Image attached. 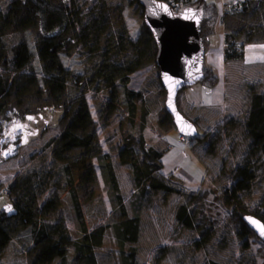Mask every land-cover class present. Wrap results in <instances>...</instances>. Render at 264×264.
<instances>
[{
    "label": "rangeland",
    "instance_id": "374dc122",
    "mask_svg": "<svg viewBox=\"0 0 264 264\" xmlns=\"http://www.w3.org/2000/svg\"><path fill=\"white\" fill-rule=\"evenodd\" d=\"M49 1L74 5L82 23L93 17H106L108 26L95 50L91 49L90 40L86 45L76 44L54 56L41 58L42 39L37 26L24 30L8 26L4 18L11 0H0V76L12 85L9 94L2 98L4 110L21 121L29 119L31 126L38 129L18 148L16 155L0 158V213L5 203L34 202L35 220L38 221L42 203L56 196L58 206L43 219L52 223L62 220L70 236L76 238L79 232L70 196L71 182L87 228L106 226L102 243L94 248L97 264H121L120 248L111 225L134 213L139 215L138 239L125 243L123 250L128 253L130 248L135 249V264H264V242L256 235H238L240 227L233 220L232 205L225 201L234 182V169L244 162L249 146L244 116L231 118L232 121L227 119L223 125L212 128H198L197 135L200 136L201 131L204 134L202 139L186 136L194 142L193 151L207 169L201 187L191 191L178 178L162 176L182 193L147 190L138 196L130 167L119 162L118 150L128 139L137 149L138 138L140 134L144 137L146 128L150 140L149 144L144 137L147 145L158 150L164 148V144L156 143L154 128L159 127L158 121L164 115L166 96L155 63L156 43L141 8L135 0ZM215 1L219 8L223 6L219 9V21L226 12H242L252 0H244L242 10H230L238 3L233 2L236 0ZM210 26V22L205 23L202 32L209 31ZM77 28L75 26L73 32ZM213 40L215 42V38ZM24 47L28 60L15 71L14 51ZM58 74L64 81L62 88L54 93L49 79ZM124 84L140 93V98L134 100L137 110L132 121L122 93ZM112 90L116 93L114 98H111ZM83 101L89 109L91 122L76 134L94 131L96 138L89 147L64 150L61 133ZM142 108L148 112L146 128L140 127ZM4 117L5 111L0 119ZM211 140L213 147L208 151L206 147ZM3 148L0 145V157ZM104 153L113 166L126 215L113 212L111 207L108 186L99 168L104 162L100 155ZM138 153L141 157L140 150ZM88 165L93 167V177L84 180ZM253 165L255 177L251 188L240 191L239 198L246 210L264 217V153L256 157ZM4 188L8 193L2 192ZM180 204L195 210L199 229L185 228L176 222L174 213ZM208 228L212 229L208 241L197 245L201 231ZM9 232L11 239L0 250V264H31L27 251L32 240V225ZM66 260L67 264H83L72 246L67 249ZM58 263L59 258H55L50 264Z\"/></svg>",
    "mask_w": 264,
    "mask_h": 264
},
{
    "label": "trees",
    "instance_id": "16d2710c",
    "mask_svg": "<svg viewBox=\"0 0 264 264\" xmlns=\"http://www.w3.org/2000/svg\"><path fill=\"white\" fill-rule=\"evenodd\" d=\"M137 1V0H135ZM169 3V0H163ZM138 2V1H137ZM141 13L143 9L138 2ZM184 6H197L201 16L200 36L204 44V50L208 43L209 36L213 33L212 25L217 21L219 7L217 1L207 0H186ZM177 10V9H176ZM4 22L16 30H24L37 26L42 39L39 48L41 58L54 56L59 51L70 48L73 45H86L92 40L91 49H96L99 37L108 26L107 18L93 17L86 23L81 22L79 11L74 5H60L49 0H11L7 16ZM211 23V29L202 32L205 23ZM75 26L77 31L73 32ZM150 31V30H149ZM151 32V31H150ZM71 33V34H70ZM237 33L224 34V58L241 59L243 58V48L241 44L235 41ZM28 60V51L24 48H17L13 55V70L18 71ZM64 79L58 74L49 79L51 90L55 93L62 88ZM218 82V75L215 69L202 62V77L198 84L207 90L212 89ZM12 88L11 82L8 83L5 78L0 76V114L5 111V117L0 119V145L4 147L1 152L14 156L18 148L23 145L25 133L31 126L29 119L21 121L19 118L10 117V112L5 109V102L2 98L7 96ZM22 88H20L21 90ZM249 102L246 115L243 119L245 136L250 139L246 152V158L241 165L236 166L232 174L234 179L231 188L228 190L226 203L232 205L233 220L239 225V236H253L255 233L243 221L244 214L250 213L264 222V217L256 212L246 210L240 198V191H247L251 188V183L255 177L254 161L256 157L264 153V91H256L253 86L248 87ZM20 90H17L18 92ZM163 90V89H162ZM164 91V90H163ZM124 102L128 115L133 120L137 105L135 99L140 98V93L131 90L125 84L122 88ZM116 95L115 90L111 91V98ZM147 109L142 108L140 114V127L144 128ZM232 121V119H228ZM91 122V115L86 103L83 101L78 107L77 113L69 121L67 129L61 133L62 147L68 150L74 147H89L95 140L94 131L76 134V131L86 127ZM159 126L167 127L173 125L171 115L165 110L163 117L158 121ZM35 128V127H34ZM198 134V130H197ZM193 136L196 139H202L204 134ZM190 137V136H189ZM186 137V138H189ZM213 147L212 140L207 144L206 149L211 151ZM141 151V157L138 153ZM163 151L147 145L142 134L137 142V149L131 139L118 150V159L121 164H128L132 174V183L138 196L145 194V191L152 192L163 191L165 194L182 193V190L176 188L164 180L160 173L162 167L161 157ZM104 162L100 163L99 168L102 174L103 182L108 186V196L113 212L126 215V208L123 203L122 195L119 192V186L112 164L107 160L106 153L100 155ZM93 167L86 166L85 174L82 179L89 180L93 177ZM163 176V177H162ZM70 196L72 208L75 216V224L78 229V236L72 238L68 228L62 220L48 222L43 217L54 211L58 206L56 196L45 200L39 213V219L35 220L34 202L5 203L0 213V250L3 249L11 239L10 230L31 224L33 227L32 240L28 248V254L31 255V264H50L55 258H59L58 264H67L66 254L69 246L83 259V264H97L94 248L102 243L103 234L106 226L99 225L91 230L86 226L81 205L73 184L70 182ZM9 208L11 209L9 211ZM137 212V211H136ZM174 217L176 222L185 228L199 229L200 224L196 221L195 210L186 204L177 206ZM11 223H14L13 226ZM12 226V227H11ZM115 241L120 248L121 264H135V249L132 247L128 253H125L123 247L127 242H135L139 233V215L133 216L115 222L111 225ZM208 228L201 231V238L197 245L208 241L210 231Z\"/></svg>",
    "mask_w": 264,
    "mask_h": 264
},
{
    "label": "crops",
    "instance_id": "0c3cea01",
    "mask_svg": "<svg viewBox=\"0 0 264 264\" xmlns=\"http://www.w3.org/2000/svg\"><path fill=\"white\" fill-rule=\"evenodd\" d=\"M212 30L204 62L215 69L218 82L210 90L198 83L186 86L179 90L176 98L178 110L193 121L197 129L223 125L225 120L240 115L245 117L249 102L248 87L254 85L260 92L264 91V0H252L240 13L226 12L212 25ZM231 32L237 33L235 41L242 45L241 59L224 58L223 37ZM154 129L156 143L165 145L160 159V173L171 179L178 178L191 191L201 187L207 169L193 151L194 142L189 138L185 141L179 139L174 125ZM147 130L144 137L150 144Z\"/></svg>",
    "mask_w": 264,
    "mask_h": 264
},
{
    "label": "water",
    "instance_id": "95a60500",
    "mask_svg": "<svg viewBox=\"0 0 264 264\" xmlns=\"http://www.w3.org/2000/svg\"><path fill=\"white\" fill-rule=\"evenodd\" d=\"M143 9V18L155 43V63L164 89L165 110L171 115L173 125L184 136H195L197 127L177 108L176 98L180 89L195 84L202 77L204 44L200 36L201 16L197 6H184L178 10L163 0H137ZM37 128L29 127L24 142L35 135ZM10 157L1 152V159ZM247 226L264 242L260 225L264 222L253 214L242 217ZM253 221L257 223H253Z\"/></svg>",
    "mask_w": 264,
    "mask_h": 264
},
{
    "label": "built area",
    "instance_id": "2783aa9c",
    "mask_svg": "<svg viewBox=\"0 0 264 264\" xmlns=\"http://www.w3.org/2000/svg\"><path fill=\"white\" fill-rule=\"evenodd\" d=\"M185 2H186V0H169V4L173 7L174 10H176V9L178 10V9L184 7ZM220 2H221V0H220ZM233 2L234 3L238 2V3L235 4L232 8H230V10L231 9L234 10V8L235 9L238 8L239 10H242V7H244V5H245V1L244 0H240V1L236 0V1H233ZM222 7H220L219 9H221ZM177 137L179 139L183 140V141L186 140V136H184V135H182L180 133L177 134ZM2 192L6 194V193H8V190L4 188V189H2Z\"/></svg>",
    "mask_w": 264,
    "mask_h": 264
},
{
    "label": "snow or ice",
    "instance_id": "6c2138e0",
    "mask_svg": "<svg viewBox=\"0 0 264 264\" xmlns=\"http://www.w3.org/2000/svg\"><path fill=\"white\" fill-rule=\"evenodd\" d=\"M10 210H11V209L9 208V211H10ZM253 223H257V222L253 221ZM259 227L261 228L262 234H264V225H260Z\"/></svg>",
    "mask_w": 264,
    "mask_h": 264
}]
</instances>
